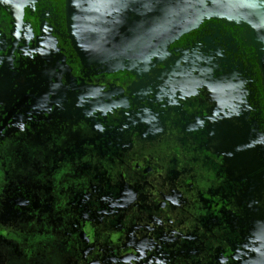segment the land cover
I'll return each instance as SVG.
<instances>
[{
	"label": "flooded vegetation",
	"instance_id": "flooded-vegetation-1",
	"mask_svg": "<svg viewBox=\"0 0 264 264\" xmlns=\"http://www.w3.org/2000/svg\"><path fill=\"white\" fill-rule=\"evenodd\" d=\"M67 1L0 0V249L13 264H264L249 25L197 23L209 0H97L85 55Z\"/></svg>",
	"mask_w": 264,
	"mask_h": 264
},
{
	"label": "water",
	"instance_id": "water-1",
	"mask_svg": "<svg viewBox=\"0 0 264 264\" xmlns=\"http://www.w3.org/2000/svg\"><path fill=\"white\" fill-rule=\"evenodd\" d=\"M178 2L181 3V0ZM178 2L177 5H179ZM216 3L217 0H209L208 5L199 10V12H201L198 13L199 15L197 18H200L204 13L214 12L220 15H230L237 20L240 19L245 21L251 28L255 38L259 40L264 47V0H249L248 3L237 4L236 8L230 7L227 3L218 5ZM95 5H98L97 0H68L66 3L67 24L71 38L75 46H78L82 50L81 53L85 55H88V53H90L89 50L99 45V39L93 37L94 34L98 32V28L95 26H98V23L95 22L97 16ZM168 15L167 11L159 13V16L163 17ZM100 18L103 19L104 16ZM143 18L149 20L147 17ZM171 19L174 20L172 17H169V22ZM129 20H131V18ZM122 39L128 42L131 41L130 37H124ZM259 50V65L264 84V50L261 46Z\"/></svg>",
	"mask_w": 264,
	"mask_h": 264
},
{
	"label": "trees",
	"instance_id": "trees-1",
	"mask_svg": "<svg viewBox=\"0 0 264 264\" xmlns=\"http://www.w3.org/2000/svg\"><path fill=\"white\" fill-rule=\"evenodd\" d=\"M223 17H225V16H223V15H220V14H218V13H214V12H211V13H204L201 17H200V19H199V21L197 22V23H200V21H201V19H206V20H219V19H221V18H223ZM212 23H214L215 25H217V21H211ZM196 28V25H193V26H191L190 28H188L187 29V31H193L194 29ZM256 52L257 53H251V54H249V55H251L250 57L249 56H246L247 57V61H251L253 64V69H254V74L253 75H255V81H256V83H254L255 85H256V87H258L257 86V84L259 85V87H260V89H261V93H260V95L262 96L263 95V97H264V84H263V82H262V76H261V69H260V65H259V53H258V49L256 48Z\"/></svg>",
	"mask_w": 264,
	"mask_h": 264
},
{
	"label": "rangeland",
	"instance_id": "rangeland-1",
	"mask_svg": "<svg viewBox=\"0 0 264 264\" xmlns=\"http://www.w3.org/2000/svg\"><path fill=\"white\" fill-rule=\"evenodd\" d=\"M244 156H246V155L244 154ZM28 168L30 169L32 174L35 173V169L34 168L33 169L31 167H28ZM245 209L248 210L250 208L246 207ZM260 218L263 219L262 216H260ZM0 264H13L12 261H11V258H10V254L7 251L6 247H2L0 249Z\"/></svg>",
	"mask_w": 264,
	"mask_h": 264
}]
</instances>
